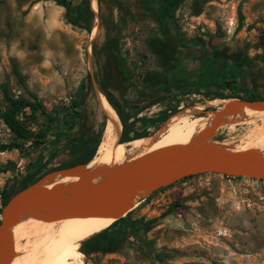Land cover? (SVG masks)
I'll return each instance as SVG.
<instances>
[{"label":"rangeland","instance_id":"obj_1","mask_svg":"<svg viewBox=\"0 0 264 264\" xmlns=\"http://www.w3.org/2000/svg\"><path fill=\"white\" fill-rule=\"evenodd\" d=\"M90 2L95 14L88 31L72 24L57 0H0V112L9 107L4 87L32 99L17 68L50 113L22 115L27 126L49 132L38 147L22 141V151L1 150L15 136L0 118V165H11L0 172V220L3 190L9 181L16 188L28 164L33 162L30 171H38V181L73 167L66 165L99 141L97 155L109 122L99 92L110 95L123 115L131 114L127 126L140 136L159 133L175 115L215 112L220 118L206 136L241 149L244 138L264 124V115L234 125L221 118L234 110L224 100L264 101V0H198L199 13L195 0H184L174 12L175 38L159 18L157 0ZM179 42L176 66L170 52ZM112 44L117 56L108 50ZM206 59L222 74L216 84L199 75ZM173 67L185 68L190 82L161 93ZM145 97H153L149 107ZM74 102L81 117L71 127ZM165 111L170 116L162 120ZM121 127L123 133L122 121ZM132 211L133 219L151 221L149 228L132 227L116 252L87 255L80 242L75 250L84 263L264 264V180L194 175L147 193Z\"/></svg>","mask_w":264,"mask_h":264},{"label":"water","instance_id":"obj_2","mask_svg":"<svg viewBox=\"0 0 264 264\" xmlns=\"http://www.w3.org/2000/svg\"><path fill=\"white\" fill-rule=\"evenodd\" d=\"M234 102L238 107L248 103H260L264 110V101ZM218 118L220 117H216V122ZM211 132L205 131L202 135L208 138L206 135ZM86 163L47 173L38 181L15 193L3 206L0 220V264H12L14 261L17 244L12 229L13 224L21 213L33 206L45 209L55 218L94 214L115 216L118 220L137 206L131 198V193L144 189L153 192L188 176L214 173L264 180V152L233 149L212 140L200 141L199 137L187 146L142 153L128 168L120 171L109 165H101L92 171H87L84 168ZM72 171L80 173L84 180L102 173L107 174L109 179L90 185L84 192L81 186L68 193L61 188L44 185V181L52 176Z\"/></svg>","mask_w":264,"mask_h":264},{"label":"bare ground","instance_id":"obj_3","mask_svg":"<svg viewBox=\"0 0 264 264\" xmlns=\"http://www.w3.org/2000/svg\"><path fill=\"white\" fill-rule=\"evenodd\" d=\"M98 97L107 107L109 122L106 127V139L102 142L97 155L88 162L85 168L87 171H92L101 165H109L120 171L128 168L142 153L187 146L197 137L200 141L209 142L210 139L202 134L205 131L211 132L216 122L215 112L208 117L175 115L157 134L122 141V127L118 112L104 93L99 92ZM224 101L228 102L227 107H232L234 110L230 114L228 111V114H222L221 118H229L231 125H234L235 121L254 122L253 119L256 116L264 115L260 103H248L238 107L234 101ZM251 147L264 150V124L257 126L254 134L246 136L240 144L241 149ZM108 179L109 176L102 173L97 177L84 180L80 173L72 171L52 176L47 186L58 187L68 193L81 186L84 192L90 185L105 182ZM149 191V189L135 191L131 193V198L139 203L143 195ZM115 221V216L94 214L55 218L51 217L45 209L33 206L21 213L13 224L17 255L12 264H86L82 261L83 254L75 249L80 246L82 240L110 227Z\"/></svg>","mask_w":264,"mask_h":264},{"label":"trees","instance_id":"obj_4","mask_svg":"<svg viewBox=\"0 0 264 264\" xmlns=\"http://www.w3.org/2000/svg\"><path fill=\"white\" fill-rule=\"evenodd\" d=\"M183 1L184 0H157V10H158L159 18L162 21V24L165 27V29L168 30L169 33L172 34L174 38L177 35L176 24L174 23L173 20L174 12ZM57 2L58 4L63 5L66 8V15L68 16L72 24L80 28L86 29L88 31H91L95 12L91 7L90 0H84V2H80L77 4H74L72 0H57ZM194 4L195 7L198 6L197 5L198 0H195ZM196 12L197 13L200 12V6L197 7ZM180 44L181 42L177 43V46L174 49H172L170 52L173 59L172 61L175 62L174 64H176V66H178V64L181 63L179 62L181 55L178 53V48H177ZM108 50L111 53V55L113 56L118 55V52L114 44L110 45ZM118 66L126 74L127 72L126 65L120 59L118 61ZM14 71L32 99L15 97L9 93L7 87H4V93L9 101V107L6 110L0 112V118L10 128L11 132L14 134L15 137L10 143L3 144L1 146L2 151L12 150V149H18L19 151H22L23 149L22 141H30L36 147L45 144L48 141V134H49L48 130L40 128L39 130L36 131L32 129L31 127L26 125L22 115L34 118L37 117V115L39 114L44 116H49L50 113L48 109L40 102L38 96L29 88V86L25 82V79L21 75L19 70L15 68ZM189 75L190 73H188V71L185 68L176 71V68L173 67V69L171 70V75H169V78L162 82L161 91L167 92L169 89L174 87L183 88L187 86L190 82V80L188 79ZM199 75L204 77V79H207V81L210 82L211 84H216L215 82H217V80L220 78V75L222 74L218 72V68L215 67L214 63L210 59H206L200 67ZM105 95L107 96L110 103L117 110L121 118V121L124 124V131L122 133L121 140L130 141L132 139L141 137L140 133H132V130L127 126V121L131 114L123 115V113L120 111L114 99L108 94ZM147 105L148 104H144V106ZM26 108L30 109L31 111L30 115H26V111H25ZM68 115L70 116V124H71L70 126L74 127L76 121L81 117V111L78 109L77 102H74L72 104V110L70 113H68ZM169 116L170 113L168 111H165L162 116V120H165ZM98 143L99 141H97V143L94 144L93 147H85L82 153L78 154V156L74 158L66 166L67 167L75 166L81 163L84 164L86 162H89L95 155ZM74 145L75 143L71 142V146L73 147ZM32 166H33V162L25 167L26 171L21 175V178L18 181L16 188H13V184L11 183V181L7 182L3 190L4 205L19 190L37 181L38 171H30ZM38 168L40 170L42 167L40 166ZM10 169H11L10 164L0 165V172H5ZM190 177L193 176H188L181 180H185ZM175 183L171 185H174ZM45 184L46 181H44V185ZM167 187H162L157 190H161ZM132 213L133 211H130V213H128L126 216L116 220L110 227L82 241L81 250L87 255H91L93 253H99V252L100 253L116 252L119 250L121 242L124 240V238L126 237V235L128 234L129 230L132 227L137 225L138 227L145 226L146 229L149 228L151 221H146L144 218L133 219Z\"/></svg>","mask_w":264,"mask_h":264},{"label":"flooded vegetation","instance_id":"obj_5","mask_svg":"<svg viewBox=\"0 0 264 264\" xmlns=\"http://www.w3.org/2000/svg\"><path fill=\"white\" fill-rule=\"evenodd\" d=\"M161 93H163V91H161ZM142 100L144 104H149L153 100V97H145ZM147 107H149V105H147Z\"/></svg>","mask_w":264,"mask_h":264},{"label":"crops","instance_id":"obj_6","mask_svg":"<svg viewBox=\"0 0 264 264\" xmlns=\"http://www.w3.org/2000/svg\"><path fill=\"white\" fill-rule=\"evenodd\" d=\"M211 174H214V173H211ZM215 175H221V174H215ZM222 176H225V175H222ZM229 177V176H228Z\"/></svg>","mask_w":264,"mask_h":264}]
</instances>
